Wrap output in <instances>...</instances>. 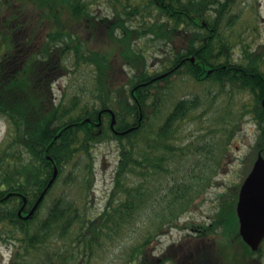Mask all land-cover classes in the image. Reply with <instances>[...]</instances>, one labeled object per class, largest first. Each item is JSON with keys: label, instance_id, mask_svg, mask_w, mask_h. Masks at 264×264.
Instances as JSON below:
<instances>
[{"label": "trees", "instance_id": "obj_1", "mask_svg": "<svg viewBox=\"0 0 264 264\" xmlns=\"http://www.w3.org/2000/svg\"><path fill=\"white\" fill-rule=\"evenodd\" d=\"M105 1L110 11L98 13L99 0H0V118L7 122L0 143V246L10 248L8 264H81L136 223L145 226L127 263L164 264L166 257L147 247L156 233L180 227L212 183L195 150L214 155L210 145L176 135L177 124L199 108L200 98L170 101L166 92L173 78L214 84L219 96L246 92L256 109L253 148L264 155L263 56L241 45L242 60L234 58L230 31L237 16L228 15L233 0ZM147 46H153L150 54ZM71 63L74 69L89 67L94 81L87 93L67 102L54 96L53 84ZM108 110L115 129L131 130L114 133ZM112 140L118 151L113 187L94 215L93 149ZM226 145L223 139L215 149L220 158ZM189 159L194 169L186 167ZM55 168L56 179L24 218ZM221 196L204 231L219 234L215 260L203 246L192 254L196 264L239 263L233 244L240 243L238 256L248 247L240 237L237 195Z\"/></svg>", "mask_w": 264, "mask_h": 264}, {"label": "rangeland", "instance_id": "obj_2", "mask_svg": "<svg viewBox=\"0 0 264 264\" xmlns=\"http://www.w3.org/2000/svg\"><path fill=\"white\" fill-rule=\"evenodd\" d=\"M94 9L98 13L110 11L108 1L105 0H99L98 3H95ZM228 15L237 16L235 17L237 19L236 25L230 31L231 36L235 37L233 41V48L236 51L234 58L238 61L242 60L241 45H247L249 48L251 47V50H256L259 56L262 54L260 70L264 72V0H233ZM95 43L93 42V44ZM152 48L153 46L146 47L149 54L152 52ZM189 58L192 62L195 61L193 55H190ZM70 65L69 73L62 74L54 84L57 99L63 98L67 101L73 95L82 94V91L87 93V90L93 85V72L89 67L82 65L74 69V65L72 63ZM152 68L157 70L159 67L155 63ZM173 79L172 88L166 92L170 101L176 97L192 99L199 96L200 98L199 108L190 112L177 124L176 135L179 139L184 142L192 140L194 144L202 142L210 145L211 151L214 150V155H217L215 149L218 148L220 141L224 139L228 144L230 143L228 147L226 145L224 158H220L218 155L214 157L213 154L212 157L204 151L195 150L198 153L194 152V154L196 153L195 159L205 162L206 172L212 183L206 188L204 196L199 195L195 200L196 204L185 213L184 218L179 220L180 227L166 228L163 234L156 233L147 247L152 255L165 256L164 264H196L198 261L195 255L192 254L196 251H202L199 248L203 246H209L210 248L207 255L209 257L207 258L215 260L213 258L214 239L217 241L215 237L219 234L204 231H206V227L210 224L211 218L220 205L221 194L226 195L232 191L234 195H238V186L242 182L243 176L251 170L258 157V151L253 148L257 142L258 130L257 124L250 113V111L254 112V106L248 103L252 99L246 92L227 93L224 91L225 94L219 96V87L208 84L206 81L197 82L187 76L182 79L180 77ZM209 91H211L210 96H213V94L218 96L212 99L210 96L205 95ZM210 101H213L212 108L205 111ZM153 120L155 121V117H153ZM236 126H238V130ZM6 128L7 122L0 118V143L7 135ZM93 158L96 181L90 205H93L92 213L95 215L101 212L107 201L108 193L113 187V175L118 161L117 143L114 140L109 141V143H97L93 149ZM186 162L188 170L196 167L194 160L189 159ZM222 163L223 166H221ZM199 167H201L199 170L203 171V166L200 165ZM199 170L195 169V172ZM201 184L203 185V182ZM55 193L54 191L46 199L41 211L46 210L50 199L54 197ZM144 226L141 227L136 223L134 226L126 227V230L123 229L120 234L118 233L119 235H115L113 240L96 249L89 260L86 257L81 260V264H128V253L135 244L139 243L140 233ZM196 230H199V232L197 233ZM201 233L205 234L200 235ZM244 235L250 240L246 230H244ZM251 242L252 245L257 244L259 250L251 249L250 244L243 240V243L249 248L244 249L246 260L242 264H253L254 260L264 264V236L257 243L256 241ZM170 245H173V247L168 249L167 253V247ZM232 248L233 254L237 256L236 259L238 258L241 261L242 258L238 256L240 243H234ZM9 253L10 248L7 245L0 246V264H8Z\"/></svg>", "mask_w": 264, "mask_h": 264}, {"label": "water", "instance_id": "obj_3", "mask_svg": "<svg viewBox=\"0 0 264 264\" xmlns=\"http://www.w3.org/2000/svg\"><path fill=\"white\" fill-rule=\"evenodd\" d=\"M56 175L57 169L55 168L53 177L50 178L48 186L51 185L54 180L53 178H55ZM45 191L46 189L41 193L38 201H36L35 205L25 218H29V216L33 214L35 208L42 200ZM238 191L239 194L236 208L240 218L239 222H241V230L244 227H250L253 229L249 234L252 239L250 238L249 240L248 237L245 238L252 244L251 241L256 239L255 230L258 229L257 232L260 235L256 242L264 236V157L260 153ZM256 225L259 228L256 227Z\"/></svg>", "mask_w": 264, "mask_h": 264}, {"label": "flooded vegetation", "instance_id": "obj_4", "mask_svg": "<svg viewBox=\"0 0 264 264\" xmlns=\"http://www.w3.org/2000/svg\"><path fill=\"white\" fill-rule=\"evenodd\" d=\"M234 61H235V60H234ZM234 67H235V66H233L232 68H234ZM262 105H263V107H264V101H262ZM253 109L256 110L255 108H253ZM249 111H250V110H249ZM263 111H264V108H263ZM250 113H252V111H250ZM252 226H253V225H252ZM252 226H251V227H252ZM254 226H255V225H254ZM256 226H257V225H256ZM259 226H260V225H259ZM257 227H258V226H257ZM252 228H254V227H252ZM258 228H259V227H258ZM244 253H245V252H243V253L240 254V257L242 258V260L240 261L241 263H240V262L238 263L237 261H235L234 264H242V263H244V261L246 260V258L244 257ZM243 258H244V259H243Z\"/></svg>", "mask_w": 264, "mask_h": 264}]
</instances>
